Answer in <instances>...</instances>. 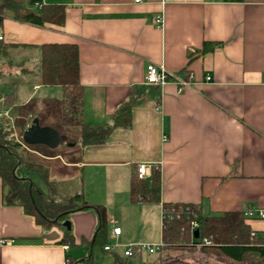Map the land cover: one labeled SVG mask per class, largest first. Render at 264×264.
<instances>
[{"label":"crops","instance_id":"0c3cea01","mask_svg":"<svg viewBox=\"0 0 264 264\" xmlns=\"http://www.w3.org/2000/svg\"><path fill=\"white\" fill-rule=\"evenodd\" d=\"M42 3L64 6L62 25L36 26L3 19L1 42L10 49L12 67L21 62L23 68L33 69L41 44H75L83 124L112 125L111 116L126 102L131 103V124L114 128L103 144L84 146L79 134L65 147L72 152L68 159L60 153L33 149L20 152L28 151L78 172L83 184L88 170L90 189L87 198L83 191L80 195L87 203L104 207L107 239L141 243L159 238L162 246L150 264L173 259L232 264L197 246L163 245L160 213L161 205L169 203L196 205L203 217L246 208L264 212V0ZM159 14L162 23L156 25L153 19ZM150 63L163 66L190 85L179 89L173 80L162 87L146 84ZM24 81L32 93L50 87L38 85L31 76ZM52 87L59 89L61 97V88ZM24 90L27 101L32 93ZM23 97L9 110L14 120L23 121L21 131L34 116L24 108ZM14 107L23 114L17 115ZM21 134L14 131L16 139ZM140 163L151 167L146 179L153 169H159V204L129 200L130 180ZM48 181H53L49 170ZM41 189L47 191L48 187ZM98 193L107 199L105 204L91 198ZM68 218L73 244H59L65 236L64 227L43 229L20 207L4 205L0 183V264H65L66 256L71 260L88 258L98 215L91 208H80ZM245 224L264 236V220L245 219ZM115 227L120 229L118 235L112 233ZM131 230L139 231L140 236L130 234ZM71 246L85 253L76 258ZM108 256L121 263L125 258Z\"/></svg>","mask_w":264,"mask_h":264},{"label":"trees","instance_id":"16d2710c","mask_svg":"<svg viewBox=\"0 0 264 264\" xmlns=\"http://www.w3.org/2000/svg\"><path fill=\"white\" fill-rule=\"evenodd\" d=\"M40 5V7H38ZM65 8L58 4H43L42 0H0V27L4 18L36 26L46 24L62 25ZM206 50V49H205ZM8 45L0 41V111L11 109L21 103L19 87L26 76H31L40 86H59L60 122L64 127L79 128L81 144H103L114 128H128L131 124V103L121 105L111 116L112 125L97 127L87 126L81 120L82 86L79 82L78 50L71 43H45L38 47V61L33 69L23 68L20 63L12 67ZM15 70V73L12 71ZM23 143L14 135L13 123L0 118V183L2 202L6 206H18L23 213L34 219L43 229L51 226H63L71 211L80 208L93 209L98 215L99 229L95 233L88 258L71 260L66 256L65 264H95L93 249L107 245V219L104 207L87 203L82 195L63 197L61 201L48 198L47 191L30 179L26 174H33L44 186L50 188L48 169L33 159L32 154L20 152ZM135 178V177H134ZM131 178L129 200L149 204L160 203V173L153 169L149 179ZM178 205L189 206L198 215V238H193L189 219L161 220V242L165 246H196L201 238L211 240V245L201 246L206 253L222 256L235 263L264 264V248L258 245L261 237H250V229L245 224L241 211L223 213L220 216L203 217L193 204H162L163 208L174 210ZM59 216V217H58ZM56 222H52L54 219ZM59 244L72 245L71 230ZM257 233V232H256ZM90 244V243H89ZM162 264H191L181 260H169Z\"/></svg>","mask_w":264,"mask_h":264},{"label":"rangeland","instance_id":"374dc122","mask_svg":"<svg viewBox=\"0 0 264 264\" xmlns=\"http://www.w3.org/2000/svg\"><path fill=\"white\" fill-rule=\"evenodd\" d=\"M24 88H27L28 92L32 93V90H30L31 86L24 83L22 86L19 87L20 91V96L23 97V106L28 111L29 113H32L34 116L33 118H38V116H43L41 119H39V123L41 126L44 127H54V130H58L57 132L61 134L62 136L66 137V141L63 143H60L57 147L54 149H49L47 147H44L42 145H26L23 144V148L21 149V152L23 153L26 149L30 150H36L39 153L42 152L44 154H53V153H60L65 159L71 158L72 157V152L68 150L67 147L72 143V140L76 138L80 134V129L79 128H70V127H64L61 122H60V114H58V102L60 100L59 96V89L57 87H46L38 92H33L32 96L25 101L27 98L26 95L27 93L25 92ZM25 93H24V92ZM29 95V94H28ZM26 97V98H25ZM43 111V115L39 111ZM31 119V120H32ZM30 120V121H31ZM30 123V122H29ZM23 125L22 120H14L13 121V128L16 133H23L21 131L20 126ZM21 136L18 137V140L21 141ZM22 142V141H21ZM28 150V151H29ZM26 152L27 154H30L29 152ZM33 156V159L36 162L44 163L47 169L49 170V175L53 179L52 185L50 188H48L47 193H48V198L50 200L54 201H61V198H63L66 195H76L80 194L81 191L84 192V197H86L87 192H89V174L88 170H85L86 174V179L85 184L81 183V180L78 176L77 173H73L72 169H64L61 165H59L57 162H50V161H45L42 158H38V156ZM103 173V172H102ZM30 179H32L35 183H37L40 188L44 189V185L33 175V174H26ZM103 177V175H101ZM82 178H85L82 173ZM107 185V184H106ZM104 188V187H103ZM102 193V192H101ZM87 198V197H86ZM92 199H95L97 202H107V199L104 198L103 195L95 194L91 197ZM88 200V199H87ZM91 200V199H90ZM109 204V203H107ZM120 210V209H119ZM66 221V220H64ZM69 221V218L67 219ZM139 221V220H138ZM136 221V222H138ZM54 223V220L52 221ZM56 222V221H55ZM70 222V221H69ZM137 234L140 236V232L136 230H131L130 234ZM146 234V232H144ZM52 235V234H50ZM124 235V234H123ZM143 236V235H142ZM145 236V235H144ZM140 240V239H139ZM159 244V238L157 239L156 242H151V241H143V242H131V241H112L110 239H107V245L111 247V250L109 253L103 252L102 248L100 246H96L93 249V254H94V262L95 264H150L154 259L157 257L159 252L150 254L146 249H141L140 253H134L130 257H125L123 258V251L125 249H132L135 246H144V245H151L155 246ZM71 254H73L76 258H79L81 254L85 253V250H81V248L71 246L70 248ZM109 254H114L118 258H123L124 261L123 263L116 261L115 258H112L108 256ZM83 258V257H82ZM236 264V263H235ZM237 264H243V263H237Z\"/></svg>","mask_w":264,"mask_h":264},{"label":"built area","instance_id":"2783aa9c","mask_svg":"<svg viewBox=\"0 0 264 264\" xmlns=\"http://www.w3.org/2000/svg\"><path fill=\"white\" fill-rule=\"evenodd\" d=\"M139 1L140 0H134L135 3H139ZM38 7H40V5H38ZM153 23H155L156 25H160L162 23L161 14L156 15L154 17ZM1 40H2V37L0 36V41ZM144 80H145V83L148 85L159 86V87L164 86L170 80L175 81L176 84L178 85L179 89L182 87L190 85V82H188L182 78L175 77L173 74L166 71L163 68V66H159V65H156L153 63H150L147 65ZM206 80H209V77H206ZM14 108L16 110L17 115L23 114V111L19 107H14ZM9 110L10 109L1 110L0 111V118H6L11 123H13V120L15 117L13 115H11ZM150 170H151L150 165H147L144 163L137 164L134 168L135 179L136 180H145L147 178V176H149ZM242 214H243L245 219L257 218V219L264 220V212L261 210L254 212L252 209L246 208V209H244V211H242ZM160 216H161V220L162 219L172 220V219H179L180 217H185L186 219H189L191 231L194 232L195 230H198V232H199V223L197 221L198 215L194 211H192L189 206L178 205L177 209H174V210H169V209L162 207ZM119 232H120V229L117 227L112 229L113 235H118ZM250 237L256 238V237H258V234L255 231L250 230ZM260 237H261V239H260L258 245H260V247L264 248V236L263 237L260 236ZM209 245H211V240L204 237V238H201L198 240V244L196 246L200 248L201 246H209ZM161 246H162L161 244L155 245V246H151V245L135 246L132 249H130V248L125 249L123 251V256L124 257H130L134 253H140L141 249H143V248L146 249L149 253H153L155 251H158L161 248ZM65 248H67V246H65ZM103 250L104 251H110L111 247L105 246V247H103Z\"/></svg>","mask_w":264,"mask_h":264},{"label":"water","instance_id":"95a60500","mask_svg":"<svg viewBox=\"0 0 264 264\" xmlns=\"http://www.w3.org/2000/svg\"><path fill=\"white\" fill-rule=\"evenodd\" d=\"M21 141L23 144L34 146V145H44L48 148H55L60 143L66 141V137L60 135L56 130L50 127L41 126L38 118H33L26 129L23 131L21 136ZM59 217V216H58ZM58 217L54 219V222L57 221ZM63 227L70 231V222L63 221ZM99 229V226L97 230ZM193 238H198V230L193 232Z\"/></svg>","mask_w":264,"mask_h":264}]
</instances>
